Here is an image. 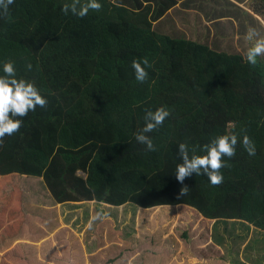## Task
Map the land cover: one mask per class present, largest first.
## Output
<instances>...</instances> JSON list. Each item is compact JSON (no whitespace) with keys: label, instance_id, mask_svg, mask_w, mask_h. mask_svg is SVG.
I'll list each match as a JSON object with an SVG mask.
<instances>
[{"label":"trees","instance_id":"16d2710c","mask_svg":"<svg viewBox=\"0 0 264 264\" xmlns=\"http://www.w3.org/2000/svg\"><path fill=\"white\" fill-rule=\"evenodd\" d=\"M178 1L99 0L102 9L84 18L63 12L71 0L9 6L0 19V76L13 62L16 78L33 83L48 105L14 117L22 127L0 145V238L22 235L24 226L42 232V213L23 209L22 176L43 179L50 194L41 202L52 215L58 203L89 200L144 209L186 204L209 219H245L264 229V59L253 67L241 53L160 32L156 21ZM144 58L151 67L140 83L132 62ZM161 107L171 115L146 133L157 148L147 151L136 135L146 112ZM223 135L238 138L236 155L224 157L223 183L194 173L181 184L179 144L202 156ZM245 135L254 156L243 147ZM9 238L0 242V264H19L25 259L18 261L17 248L6 250ZM54 249H43L45 264H64Z\"/></svg>","mask_w":264,"mask_h":264},{"label":"rangeland","instance_id":"374dc122","mask_svg":"<svg viewBox=\"0 0 264 264\" xmlns=\"http://www.w3.org/2000/svg\"><path fill=\"white\" fill-rule=\"evenodd\" d=\"M207 1L210 0H186L187 5L197 2L195 13L178 8L186 7V3L180 4L156 21L157 29L246 57L252 46V42L245 40L248 28H255L264 36V0H248L244 3L245 11L239 6L228 7L232 18L221 19L212 15L224 14L225 4L210 10ZM21 182L23 209L38 210L46 220L38 223L42 231L39 235L49 234L47 227H58L55 238L63 246H58L59 252L54 256L63 258L64 264H96L102 256L112 255L116 259L113 264H161L157 260L167 254L163 264H264V229L245 219H209L185 204L144 209L129 202L114 206L95 200L60 205L59 213L52 215L53 208L41 202L45 194H50L43 179L22 176ZM98 214L104 218L97 219ZM24 227L25 231L27 226ZM19 236H3L10 239L6 250L12 253L18 249V261L25 259L19 264H45L40 253L43 241L38 235L30 242L18 239ZM35 246L40 249L36 251ZM160 249L162 252L156 255Z\"/></svg>","mask_w":264,"mask_h":264},{"label":"clouds","instance_id":"9594fccd","mask_svg":"<svg viewBox=\"0 0 264 264\" xmlns=\"http://www.w3.org/2000/svg\"><path fill=\"white\" fill-rule=\"evenodd\" d=\"M14 0H0V19L8 17L9 6ZM102 4L99 0H71V3H65L63 12L68 14L69 11L79 18H84L89 11H100ZM245 40L252 42V46L247 49L246 62L255 67L258 58L264 56V36H261L257 29L249 27L245 35ZM32 64H27V69H32ZM151 64L147 58L142 63L138 60L132 62V68L135 71V78L138 82L143 83L148 78V71ZM4 75L0 76V145L3 144L5 136H12L22 127L21 119L14 117H25L29 112L35 111L39 106L45 108L48 100L41 95L39 89L24 79L16 78V68L14 63L9 61L3 65ZM171 115L170 111L161 107L156 111H148L145 114V126L136 135L138 143L145 145L147 151H157L153 140L146 135L155 131L162 126L164 121ZM238 138L236 135H223L217 137L210 145L205 146L206 155H189V147L186 143H180L178 146V155L182 163L176 167V179L183 184L186 178L191 177L194 173L206 175L211 184L218 186L223 183L224 176L221 169L230 167L224 160L236 155V146ZM243 147L250 156L256 154L253 141L245 135L243 138ZM194 152L195 149H192ZM187 193V187L181 189V195ZM186 205V204H185ZM189 206V205H188ZM191 207V206H190ZM195 209V208H194ZM202 215V214H201ZM97 219H102L103 214H98Z\"/></svg>","mask_w":264,"mask_h":264},{"label":"crops","instance_id":"0c3cea01","mask_svg":"<svg viewBox=\"0 0 264 264\" xmlns=\"http://www.w3.org/2000/svg\"><path fill=\"white\" fill-rule=\"evenodd\" d=\"M182 1H184V0H179L178 1V3L175 5V6H173L171 9H170V12H172V10L173 9H175V8H177L181 3H182ZM248 0H210V1H207V4L208 5H210L211 7L210 8H213L214 6H216V5H221V4H225V8L226 9H223V11H222V13H224V14H222V15H219L217 12H213L214 13V15H212V16H218L219 17V19H221V18H232L231 16V14L230 13H228V11H227V8L228 7H233V8H236L237 6H239V8L242 10V11H245L244 9H246L245 7H244V3L245 2H247ZM206 4V5H207ZM182 5V4H181ZM180 5V6H181ZM197 7H199V6H197V2L196 3H190V6H186V7H183V6H181V7H178V8H182V9H188V10H190L191 9V11L193 12V13H195V9L194 8H197ZM211 10V9H210ZM247 10V9H246ZM225 12H226V14H225ZM169 12H167V14H168ZM67 203H70V204H63V203H58L57 204V208H58V213H59V208H60V205H65V206H68V205H71V203H73V202H67ZM199 212V211H198ZM200 213V212H199ZM201 214V213H200ZM203 216V215H202ZM46 222V220H44L43 221V223H45ZM56 228H58V227H55V228H50V227H47V230H49V234H47V235H42V236H40L39 234H37L38 235V239L39 240H41V241H43L42 242V245H41V251H40V253H42L43 252V249L46 247V246H51V247H53V246H55V249H54V251H59V249H58V246H60V245H62L61 243H59L58 241H57V239L55 238V232H56ZM44 232H47L46 230H43ZM22 235H20L19 237H17L18 239H21V238H24V239H27L29 242H30V240H31V238L34 236V235H36L35 233H33L29 228H27L25 231H23L22 233H21ZM50 240V241H49ZM27 243V242H26ZM63 246V245H62ZM36 251H37V249H40L39 247H37V246H35V248H34ZM156 255H158V254H156ZM167 257H168V254L166 255V257H163V258H161L160 260H157L159 263H161V264H163V263H165L166 261H167ZM103 258H105L104 256H102L100 259H99V261H97V263L96 264H102V259Z\"/></svg>","mask_w":264,"mask_h":264}]
</instances>
